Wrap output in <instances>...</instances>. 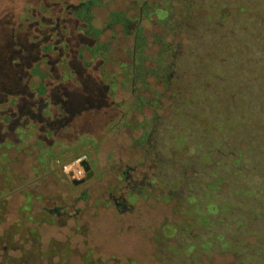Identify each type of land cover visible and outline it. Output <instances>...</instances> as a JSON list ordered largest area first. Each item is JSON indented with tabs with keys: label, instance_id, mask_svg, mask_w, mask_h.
Returning <instances> with one entry per match:
<instances>
[{
	"label": "rangeland",
	"instance_id": "1",
	"mask_svg": "<svg viewBox=\"0 0 264 264\" xmlns=\"http://www.w3.org/2000/svg\"><path fill=\"white\" fill-rule=\"evenodd\" d=\"M85 1L0 0V264H264V120L222 115L213 151L194 136L209 137L205 106L189 119L194 134L167 132L180 124L176 98L154 75L145 77L149 90L133 86L121 67L138 18L131 1L101 0L76 14ZM142 26L151 44L159 29ZM151 46L145 56L155 55ZM165 76L187 88L197 74ZM246 144L253 152L240 166L230 152ZM210 156L257 182L235 193L236 216L231 198L216 200L243 187L245 175L232 172L210 194ZM78 158L94 171L82 184ZM198 178L204 191L189 185Z\"/></svg>",
	"mask_w": 264,
	"mask_h": 264
},
{
	"label": "trees",
	"instance_id": "2",
	"mask_svg": "<svg viewBox=\"0 0 264 264\" xmlns=\"http://www.w3.org/2000/svg\"><path fill=\"white\" fill-rule=\"evenodd\" d=\"M99 1L101 0H86L85 3L86 6L99 5ZM130 1L132 9L138 13V18L135 19L136 27H133L129 34L133 38L132 45L127 49L130 62L122 63L121 67L126 77L132 75L135 79L132 81L133 86L138 83L145 85L142 90H149L145 77L154 75L156 83H164V88L176 98L177 104L174 111L177 112L176 119L180 120V124L176 128L172 124L168 125L167 132L175 131L181 136L188 134H184L185 131L193 133L189 119L193 115H198L201 119L205 115L203 111L205 106L206 121L209 123V137L207 134L202 136L198 130H195L197 136L193 134L199 145L205 144L209 151H213L218 146L213 143L215 140L213 123L217 124L218 128L219 122L217 121L221 119L222 115H225L224 119L226 120L232 115L240 118L246 115L264 120V0ZM154 7L158 9V15L153 11ZM112 15V18H117V14L112 13ZM124 15L122 14L123 17ZM193 19L199 23L195 22L192 26ZM201 19L205 20V24L202 22L201 25ZM140 21L142 24L149 22L160 31L152 34L151 44L157 46L155 55L152 57L145 56V51L152 46L145 37L143 26L139 24ZM126 22L127 20L123 19V26L126 25ZM197 24L199 26H195ZM202 32L203 38L201 39ZM184 57H189L190 62H185ZM151 61L155 66L146 67V64ZM188 68L197 76L190 77L188 84L191 85L187 88L181 87L179 81L173 83V79L176 77H171L169 80L165 76L168 71L184 73ZM204 81L206 87H202ZM170 83L174 85L171 86ZM132 89L135 88L132 87ZM139 100L140 98L137 96L136 102L133 103L137 109L142 105ZM151 129L149 128L150 131L143 137L146 138L151 133ZM183 130L184 133L180 132ZM229 146H233V144L225 142V147ZM246 146L247 148L244 150L235 146L236 152L235 150L230 152L232 159L239 162L240 166L250 160L248 157L253 152L249 149L248 144ZM212 162L210 156L209 168L213 174V180L209 187L207 185L210 194L216 193L221 185L230 183L227 178L232 172H241L245 175L243 187L238 186L242 190L237 187L231 196H224V198L216 200L221 203L231 198L232 203L228 212L230 215L236 216L232 213L233 201L237 196L235 193L248 194L250 190L258 188L257 182L249 172H242L237 167L234 170L231 166L223 169L219 167L218 161L211 165ZM198 173V170L194 171L193 176L197 178ZM258 177L259 180H262L261 176ZM254 178L257 180V177ZM214 180H220V182L215 183ZM192 183H194L195 190L202 189L204 191L206 187L204 178L201 183L200 178L195 182L190 180L189 185H193ZM215 196L218 197V194ZM216 201L209 203V209H211L209 215L221 214L214 216L216 217L214 221L218 222L222 218L219 219L223 215V211H221L220 203L218 204ZM254 206L255 202L253 201L251 208L254 209ZM248 260L240 257L239 262L252 264ZM9 264L14 263L10 261Z\"/></svg>",
	"mask_w": 264,
	"mask_h": 264
},
{
	"label": "flooded vegetation",
	"instance_id": "3",
	"mask_svg": "<svg viewBox=\"0 0 264 264\" xmlns=\"http://www.w3.org/2000/svg\"><path fill=\"white\" fill-rule=\"evenodd\" d=\"M86 3L85 2H81L78 6H76V8L74 9V12L77 14H81V12L83 13L84 12V9L86 8ZM87 162L88 163V165H89V167H90V171H92V175H91V177L94 175V171L92 170V168H91V165H90V163H89V161L87 160V158H83V161L82 162ZM82 162H81V166H82ZM84 175H85V178H86V175H87V173L86 172H84ZM90 177V178H91ZM90 178H88V179H90ZM88 179H83V180H80V183L82 184V183H84L85 181H87ZM79 183V184H80ZM124 202H125V199H122L121 200V202L120 203H118V205H117V207H123V206H125L124 205ZM64 210L65 209H62L60 212H59V216L60 215H62V213H64Z\"/></svg>",
	"mask_w": 264,
	"mask_h": 264
},
{
	"label": "built area",
	"instance_id": "4",
	"mask_svg": "<svg viewBox=\"0 0 264 264\" xmlns=\"http://www.w3.org/2000/svg\"><path fill=\"white\" fill-rule=\"evenodd\" d=\"M83 161V158H78L74 165L77 166L76 170H74L75 174L80 176L82 173H84L83 167L81 166V162Z\"/></svg>",
	"mask_w": 264,
	"mask_h": 264
},
{
	"label": "water",
	"instance_id": "5",
	"mask_svg": "<svg viewBox=\"0 0 264 264\" xmlns=\"http://www.w3.org/2000/svg\"><path fill=\"white\" fill-rule=\"evenodd\" d=\"M82 167H83V170H84V172H86L87 173V175H86V178L85 179H88V178H90L91 177V175H92V171H90V167H89V165H88V163L87 162H82ZM75 183V182H74ZM77 184V183H76Z\"/></svg>",
	"mask_w": 264,
	"mask_h": 264
}]
</instances>
